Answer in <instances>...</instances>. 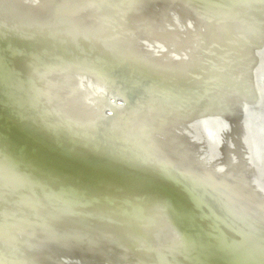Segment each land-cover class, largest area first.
Masks as SVG:
<instances>
[{
    "label": "bare ground",
    "instance_id": "1",
    "mask_svg": "<svg viewBox=\"0 0 264 264\" xmlns=\"http://www.w3.org/2000/svg\"><path fill=\"white\" fill-rule=\"evenodd\" d=\"M12 1L34 11L0 24V113L55 155L0 141L19 185L67 226L68 191L133 225L106 237L127 264H264V3ZM67 73L88 88L50 84ZM210 95H236L244 117Z\"/></svg>",
    "mask_w": 264,
    "mask_h": 264
},
{
    "label": "water",
    "instance_id": "2",
    "mask_svg": "<svg viewBox=\"0 0 264 264\" xmlns=\"http://www.w3.org/2000/svg\"><path fill=\"white\" fill-rule=\"evenodd\" d=\"M254 1L264 3V0ZM216 8V2L212 1L205 6L207 10ZM33 11L23 3L0 0V24L6 22L7 13L10 14V18L25 13L30 22L33 19ZM148 24L150 25L151 22L149 21ZM66 75L65 81L61 78L62 76L56 74L51 78L50 84L62 86L68 83L70 90L85 91L88 88L86 83L78 78V74L67 73ZM192 88L195 93H199L196 87L189 85L186 81L182 82V90L187 91ZM206 99L210 105L215 106L216 113H225L227 108L231 107L240 117L245 115V109L236 104L238 102L236 95L218 100L210 95ZM24 134L22 129L11 125L0 113V141L12 147L16 156L23 158L26 154H31L35 160L39 156L38 161L42 165L54 160L55 155L48 152L41 143ZM48 156L53 159H49ZM19 174L20 172L11 162L0 158V223L4 225L0 264H64L65 259L77 264L91 260L110 264H127L122 256H106V237L112 231L131 234L135 230L133 225L128 226L114 217L102 221V217L92 211L89 204L77 200L75 194H72L73 191L67 192V200L61 207L65 213L70 214L73 225L67 226L58 222L52 217L54 207L50 203L40 196L27 192L26 188L19 185L17 181ZM114 210L116 211L114 207L108 208V211L112 213ZM90 229L99 230V232H89Z\"/></svg>",
    "mask_w": 264,
    "mask_h": 264
}]
</instances>
